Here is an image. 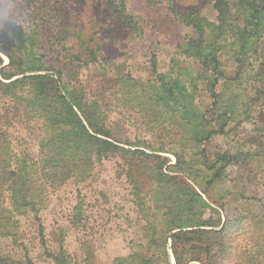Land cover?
Here are the masks:
<instances>
[{"label":"rangeland","instance_id":"374dc122","mask_svg":"<svg viewBox=\"0 0 264 264\" xmlns=\"http://www.w3.org/2000/svg\"><path fill=\"white\" fill-rule=\"evenodd\" d=\"M191 1L185 6L195 4L210 22L218 21L205 25L200 36L184 18L165 16L169 0H111L112 14L100 17L120 19L124 26L115 44H105L107 57L95 61L81 44L86 31L60 33V14L46 9L58 8L62 0H0V44H9L12 53L20 49L24 70L12 79L55 65L78 93L83 86L104 117L98 132L83 119L91 136L61 130L53 136L65 146L53 154L71 167L74 179L50 188L42 212L48 223L51 214L64 213L58 220L71 226L65 231L72 238L90 234L88 223L103 218L108 264L116 256L120 264H142L140 256L165 264L164 253L175 264L169 234L178 230L201 231L203 245L216 238L217 264H264V126L258 113L253 116L264 110V2L248 18L238 12L239 0H227L231 8L218 18L207 3ZM176 6L174 13L181 15L185 6ZM48 12L54 20L45 39L37 22ZM74 17L62 23L72 25ZM153 19L161 27H153ZM237 31H242L240 42ZM197 48L200 60L208 59L204 66ZM18 88L32 96L26 82ZM228 106L232 109L223 115ZM29 118L9 128L10 148L3 158L39 152L50 130L43 118ZM95 139L107 141L108 151L95 154L91 143H102ZM4 188L0 194L6 195ZM144 228L148 236L154 233L155 242ZM0 251L12 259L25 252L2 236ZM38 251L36 246L31 253ZM190 252L183 250L182 262L200 264L188 262Z\"/></svg>","mask_w":264,"mask_h":264},{"label":"trees","instance_id":"16d2710c","mask_svg":"<svg viewBox=\"0 0 264 264\" xmlns=\"http://www.w3.org/2000/svg\"><path fill=\"white\" fill-rule=\"evenodd\" d=\"M211 1L213 0H202L201 7L207 3L210 9L217 10L218 18L225 7L231 8L227 0ZM187 2L188 0H169L168 3L171 4L165 7V16L172 17L171 15L176 14L184 18L193 33L196 32L198 36H200V31L205 25L215 26L218 23V21L210 22L206 16L200 13V8L197 5L187 4L185 6ZM191 2H194V0ZM261 2H264V0H239L238 12L241 15L244 12L247 15L246 17L250 18L262 5ZM110 3L111 0H62L58 8L47 6L46 9L60 14V18H56L60 33L67 32L69 28L79 33L86 31L81 44L88 51L89 57L99 61L100 58L107 57L105 44L111 40V43L115 44L118 33L124 26V21L120 19L116 23L100 17V15L104 16L106 14L109 18L112 14L109 7ZM176 4L185 6L181 15L174 13L175 8L177 9ZM26 5H28V2ZM100 7L101 10H98ZM69 11L70 14L75 15L74 24L72 25L62 23L63 20L69 23ZM177 11L179 10L177 9ZM120 14L124 16L122 12ZM116 17L120 18V16ZM39 19L37 25L41 27V31L38 32V35L48 39L54 16L48 12L47 15L40 16ZM151 23L153 27H161L159 24L156 25L154 19L151 20ZM238 29L242 30L240 27ZM109 34L112 36L107 38ZM77 38L79 37L77 36ZM241 39L242 31H237V40L240 42ZM7 45V48H4L0 44V140H2V143H0V189L4 185L6 191V195L4 193L0 194V236L10 239L16 245H21L25 252L23 258L16 257L17 259H12L8 256L9 254L0 251V262L8 264H40L42 261L46 264H108L106 252H104L106 239L103 218L88 223V227L91 229L90 234H82L72 238V235L65 231V227L68 230L71 226L60 222V219L58 220V218L64 216V213L51 214V218L49 217L51 223H48V218H45L44 212H42L50 188L61 186L66 181L74 179L71 167L60 156L53 154L57 148L65 149L62 143L58 145V142L53 141V136L60 134V130L61 132L73 131V136L79 138L83 137L84 132L91 136L85 128L83 119L89 126L94 128L95 132H98L102 131L104 117L97 112L95 102L87 100L83 86H79L80 93H78L77 86L72 85L71 82L69 84L60 68L55 65H45L47 72L23 75L21 78L12 79L13 76L22 74L24 70H22L20 49L18 52L12 53L9 50V44ZM188 49L186 45L183 53L187 55ZM2 54L8 59L6 64L3 62ZM196 55L197 61H200L204 66L203 62L206 63L208 59L200 60L201 55L198 48ZM32 69L37 70L38 68ZM261 75L264 81V71ZM54 76H57L58 79ZM25 82L31 86L32 96L25 95L23 89L18 88L19 84ZM65 86L67 88L63 90L62 88ZM261 88H264V86H261ZM261 90L257 89V92ZM261 98L264 99V92ZM29 101H35L32 103L34 104L32 108L28 107ZM34 107L38 109H33ZM231 109L228 106L222 112L223 115ZM257 113L258 117H261V124L264 126V110H258L257 112L255 110L253 116L256 117ZM34 115L43 118L50 130L43 143L41 142L42 146H39L40 153L38 152L39 154L37 153L34 157H22L15 153L8 159L3 158L1 154L10 148L8 146L9 128L14 123L27 121V119H30L29 116L33 117ZM59 124H62L63 128H60ZM93 141L102 142L99 139ZM87 142H91V140L87 139ZM90 147L95 154L109 149L107 141H103L101 144L91 143ZM132 183L131 191L135 194V182ZM2 196H5L8 200L5 204H3L5 200L1 199ZM134 201L136 202L135 195ZM25 222L29 225L23 226ZM146 229L148 230V228ZM146 229L144 228L145 235L148 236ZM194 232L195 230H178L169 234L171 238L170 248L175 264H187V262H182L184 249L191 250L190 253L193 255L188 262L197 261L200 264H217L215 261L216 251L213 250L216 238L214 241L206 243L207 245H203L201 231L197 232V235H190ZM148 238L151 242H155L154 240L157 239L154 233L150 234ZM222 241L220 238V245ZM161 244L166 245L165 239ZM36 246L40 251L33 256L31 252ZM66 246H69V248ZM140 257L142 264H150L151 259L149 257ZM164 258L165 264H170L167 260V253H164ZM120 260V257L116 256L110 264H120L118 263Z\"/></svg>","mask_w":264,"mask_h":264}]
</instances>
